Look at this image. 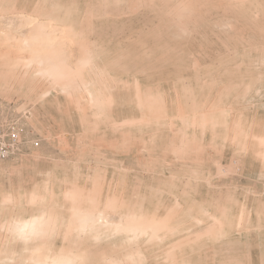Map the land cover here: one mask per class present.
<instances>
[{
	"label": "rangeland",
	"instance_id": "1",
	"mask_svg": "<svg viewBox=\"0 0 264 264\" xmlns=\"http://www.w3.org/2000/svg\"><path fill=\"white\" fill-rule=\"evenodd\" d=\"M0 127V264H264V0H0Z\"/></svg>",
	"mask_w": 264,
	"mask_h": 264
},
{
	"label": "built area",
	"instance_id": "2",
	"mask_svg": "<svg viewBox=\"0 0 264 264\" xmlns=\"http://www.w3.org/2000/svg\"><path fill=\"white\" fill-rule=\"evenodd\" d=\"M21 139V131L18 129H3L0 127V155L7 156L13 143L19 142ZM38 145V142L36 143Z\"/></svg>",
	"mask_w": 264,
	"mask_h": 264
}]
</instances>
